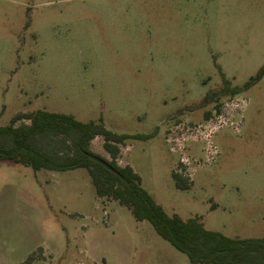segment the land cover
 Wrapping results in <instances>:
<instances>
[{"label": "rangeland", "instance_id": "1", "mask_svg": "<svg viewBox=\"0 0 264 264\" xmlns=\"http://www.w3.org/2000/svg\"><path fill=\"white\" fill-rule=\"evenodd\" d=\"M263 64L264 0H0V125L42 108L148 134L118 163L168 213L231 237H264V77L220 108L198 104L221 71L242 85ZM92 148L111 159L104 137ZM41 246L52 264H191L99 197L86 168L1 161L0 259L25 264Z\"/></svg>", "mask_w": 264, "mask_h": 264}, {"label": "trees", "instance_id": "2", "mask_svg": "<svg viewBox=\"0 0 264 264\" xmlns=\"http://www.w3.org/2000/svg\"><path fill=\"white\" fill-rule=\"evenodd\" d=\"M221 72L223 86L209 90L199 107L215 101L220 108L218 102L223 96L248 90L264 77V64L242 85H233L226 73ZM98 136L104 137V147L111 159L92 149V142ZM146 137L148 134L114 132L103 118L82 121L72 113L41 108L19 112L8 124L0 125V162L22 163L35 171L86 168L99 197L117 200L136 219L149 221L164 239L188 256L191 264H264V237H231L209 229L201 216L185 218L177 212L168 213L144 187L142 176L135 168L129 163H118L128 139ZM96 157L109 162L113 169ZM173 175L178 188L190 187L182 173L174 171ZM42 251L41 246L28 256L25 264L43 258Z\"/></svg>", "mask_w": 264, "mask_h": 264}, {"label": "crops", "instance_id": "3", "mask_svg": "<svg viewBox=\"0 0 264 264\" xmlns=\"http://www.w3.org/2000/svg\"><path fill=\"white\" fill-rule=\"evenodd\" d=\"M93 149V148H92ZM122 150H123V148H122ZM108 152V151H107ZM123 152V151H122ZM109 153V152H108ZM110 154V153H109ZM103 155H105V154H103ZM106 157H107V155H105ZM108 158V157H107ZM128 163V162H127ZM50 255H52V254H50ZM54 255V254H53ZM49 257H48V254L45 252L44 253V257L43 258H41V259H37V260H35L32 264H52V263H50L49 262ZM0 264H8V263H6V262H4L2 259H0ZM71 264V263H70Z\"/></svg>", "mask_w": 264, "mask_h": 264}, {"label": "water", "instance_id": "4", "mask_svg": "<svg viewBox=\"0 0 264 264\" xmlns=\"http://www.w3.org/2000/svg\"><path fill=\"white\" fill-rule=\"evenodd\" d=\"M97 160H99L100 162H102L104 165H106L107 167L113 169V167L111 166V164L109 162H107L106 160H104L101 157H96Z\"/></svg>", "mask_w": 264, "mask_h": 264}]
</instances>
